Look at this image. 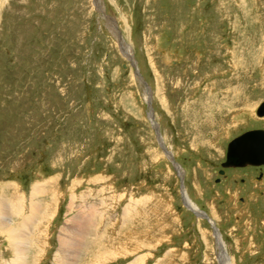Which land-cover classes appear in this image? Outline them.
Listing matches in <instances>:
<instances>
[{
	"label": "rangeland",
	"instance_id": "374dc122",
	"mask_svg": "<svg viewBox=\"0 0 264 264\" xmlns=\"http://www.w3.org/2000/svg\"><path fill=\"white\" fill-rule=\"evenodd\" d=\"M262 102L264 0H0V200L12 229L34 219L22 264H56L63 236L78 264H264V165L224 167Z\"/></svg>",
	"mask_w": 264,
	"mask_h": 264
},
{
	"label": "bare ground",
	"instance_id": "6f19581e",
	"mask_svg": "<svg viewBox=\"0 0 264 264\" xmlns=\"http://www.w3.org/2000/svg\"><path fill=\"white\" fill-rule=\"evenodd\" d=\"M121 40H119V41L121 42ZM142 83L144 84L145 87H147V84H145V82H144L143 79H142ZM148 93H149V90H148ZM147 99H148L149 105H150L151 99L149 100V97ZM258 116L259 117H264V114L263 115H259L258 114ZM150 117L153 119V117H154L153 116V113L150 114ZM152 123L154 124V123H156V121L154 120ZM156 128H157V123H156ZM157 134H158V140H159L160 145H162L164 147V144H163V141L161 139V135L159 134V129L158 128H157ZM164 149H165L164 151L167 154V156L169 157V159L173 162L174 166H176V170H178V172L180 174H182V171L183 170L180 167L179 163L173 157L171 151L167 147H164ZM249 165H251V166H262L264 164H247V165H244V166H237V165H226L224 163V167L225 168L247 167ZM225 172L226 171L224 169H221L219 173L222 174V175H224ZM184 199L186 201L187 206H189L193 210H196L198 216H200V217H206V214L202 210H200L199 208H197V206L193 203V201H191V199L187 196V194L185 192H184ZM73 206H74V203H72V207ZM37 208H38L37 205L33 207V213H37V210H36ZM12 209H11V214L14 213L12 211ZM13 210L16 213V208L13 209ZM8 212H9L8 206L3 201L0 200V225H7L8 226L6 232H7L8 236H9L11 242L13 243L14 250H15V253H16V259H15L16 261L14 262V264H22L24 262V260H25L26 254L28 252L27 247H29L28 245H29V241H30V240L28 241V237H27V236H29V233H30V232L27 231V227H30V226L33 225L34 219H32L31 216H29L28 220H23L21 222V225L19 227L20 229H16V228L15 229H12L11 227H9V225H10L9 224L10 215L8 214ZM77 217H78L77 219H78V222H79L78 223V230H74L73 231V235L75 233L76 237L78 235H80L82 237V239H84L85 238L84 230H87L88 231V228H90V226H89V223L87 222V220H86L85 217L83 218V216H80V215L77 216ZM213 226H215V225L213 224ZM215 229H217V228L215 227ZM217 233H219V231H216V235L219 236L220 234H217ZM63 237H64V238H62L63 241L61 240L60 252L58 251L57 254H56V260H57L56 264H78V261L76 262V259L75 260L73 259L74 258L73 251H74L75 248L77 249L81 245L79 244L78 247H76L75 245L78 243L77 240H75V239L72 238L73 240H71L70 242L67 243V239L68 238L66 236H63ZM219 244H220V241H219ZM220 246H222V245L220 244ZM73 247H75V248H73ZM221 249H222V252L224 253L223 248H221ZM66 255H68V257H66Z\"/></svg>",
	"mask_w": 264,
	"mask_h": 264
},
{
	"label": "water",
	"instance_id": "95a60500",
	"mask_svg": "<svg viewBox=\"0 0 264 264\" xmlns=\"http://www.w3.org/2000/svg\"><path fill=\"white\" fill-rule=\"evenodd\" d=\"M258 114H264V102L258 107ZM225 164H264V129H250L234 137L228 144Z\"/></svg>",
	"mask_w": 264,
	"mask_h": 264
},
{
	"label": "flooded vegetation",
	"instance_id": "af4514ba",
	"mask_svg": "<svg viewBox=\"0 0 264 264\" xmlns=\"http://www.w3.org/2000/svg\"><path fill=\"white\" fill-rule=\"evenodd\" d=\"M252 168V167H251Z\"/></svg>",
	"mask_w": 264,
	"mask_h": 264
}]
</instances>
